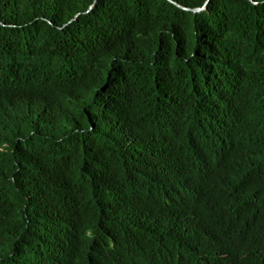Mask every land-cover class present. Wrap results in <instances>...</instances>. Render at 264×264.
Here are the masks:
<instances>
[{"label":"trees","instance_id":"obj_1","mask_svg":"<svg viewBox=\"0 0 264 264\" xmlns=\"http://www.w3.org/2000/svg\"><path fill=\"white\" fill-rule=\"evenodd\" d=\"M0 264H264V0H0Z\"/></svg>","mask_w":264,"mask_h":264},{"label":"water","instance_id":"obj_2","mask_svg":"<svg viewBox=\"0 0 264 264\" xmlns=\"http://www.w3.org/2000/svg\"><path fill=\"white\" fill-rule=\"evenodd\" d=\"M169 1L172 2V0H169ZM180 7H182V6H180ZM206 7H207V6H205L204 8H201V9H194V10H190V9H187V8H184V7H182V8H184V9L187 10V11H193V12L197 13V12H202V11H204V10L206 9Z\"/></svg>","mask_w":264,"mask_h":264}]
</instances>
